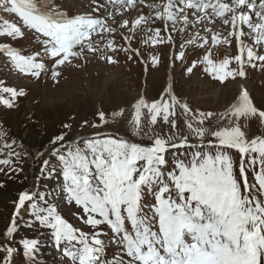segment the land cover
I'll return each instance as SVG.
<instances>
[{
	"label": "snow or ice",
	"instance_id": "1",
	"mask_svg": "<svg viewBox=\"0 0 264 264\" xmlns=\"http://www.w3.org/2000/svg\"><path fill=\"white\" fill-rule=\"evenodd\" d=\"M109 2L115 12L100 5L92 14L69 17L46 0H0V13L14 18L0 15V36L16 41L34 32L40 44L31 55H22L10 44L0 45V52L20 73L37 79L50 73L58 82L62 66L86 58L88 53L101 52L94 37L101 41L112 37L105 44L109 52L120 50L139 56L140 50L131 48L134 38L143 34L142 43L151 46L174 44L176 33L183 40L175 60L186 59L187 46L204 50L202 58L186 67L187 74L201 67L203 74L222 83L246 77L248 67L264 69V0ZM141 6L150 11L143 14ZM129 12H135V18L129 15L121 22L123 14ZM158 21L162 28L153 27ZM217 23L227 35L215 30ZM201 25L204 35L190 32ZM118 29L128 47L117 48ZM233 41L236 55L219 61L213 58L212 47L231 45ZM102 58L110 64L118 63L113 55ZM152 60L154 64L159 62L155 56ZM23 95L22 90L0 82L3 105L11 108ZM133 107L131 134L147 136L151 143L101 133L67 141L68 133L62 132L50 141L54 146L50 156L56 157V167L50 168L45 159L40 168L37 179L46 173L51 176L59 168L67 202L81 209L89 230L75 228L58 207L37 191L26 190L18 193L5 236L14 237L16 218L28 206L34 222L50 230L56 245L63 246L68 264H108L104 239L108 233L120 253L113 264H264V136L249 138L240 124L241 119H258L264 124V110L255 106L247 90H242L236 102L220 114L228 123L214 124L216 114L193 111L172 94L170 85L167 99L148 102L141 97ZM177 108L183 117V129L177 124ZM145 109L151 126L158 118L169 125L167 135L144 130L141 118ZM112 115L122 116L123 110ZM98 118L100 123L91 127L108 123L103 111ZM232 150L239 155L238 167L230 155ZM246 160L254 170L259 166L253 184L247 179ZM10 163V159H0V164ZM19 244L23 255L37 264L40 240L21 238ZM16 251L6 241V246L0 247V264H12Z\"/></svg>",
	"mask_w": 264,
	"mask_h": 264
},
{
	"label": "rangeland",
	"instance_id": "2",
	"mask_svg": "<svg viewBox=\"0 0 264 264\" xmlns=\"http://www.w3.org/2000/svg\"><path fill=\"white\" fill-rule=\"evenodd\" d=\"M74 1L54 0L53 3V0H46L69 17L80 15L85 11ZM104 6L107 11L113 9L112 12H115L112 4L106 3ZM93 11H90L91 14ZM0 15H5L9 20L14 19L3 13ZM194 17L190 18L195 20ZM122 19H127L126 13L121 17V22ZM219 26L218 23L215 30L223 31V34L227 35V30ZM153 27L162 28L163 25L158 21ZM195 31H200V34L204 35L203 30L198 27L190 30L193 34ZM173 36L174 44L151 46L143 44L142 40L145 37L143 34L139 35L131 42L132 49L140 50L139 56L133 52L120 50L115 53L109 52L105 44L112 37H106L103 41L94 37L101 52L88 53L86 58L62 66L58 82L51 78L50 73L42 74L39 79L20 73L10 59L0 52V82L3 86L15 87L24 92L23 96L14 101L11 108L0 103V159L11 160L8 165L0 164V247L6 246L7 241L10 246L17 249L12 264H32L29 258L23 255L22 246L19 244L21 238L40 240L37 264H68L63 255V246L56 245L50 230L34 222L28 206L22 209L16 218L17 232L14 237L10 239L5 236V231L13 218L14 202L21 191H37L50 205L58 207L63 218L75 228L89 230L83 222L81 209L74 203L67 202L59 168L51 176L46 173L45 176L37 179L45 159L49 160L50 168L56 167V157L47 158V154L54 147L50 143L53 137L67 132V141H81L95 133H101L149 144L151 140L147 136L137 137L131 134L133 106L141 97L148 102L167 99L169 85L172 94L186 102L193 111L216 114L213 117L214 124L228 123L227 119L221 120L220 114L236 102L242 90H247L255 106L264 110V69L248 67L246 77H238L234 80L229 78L222 83L203 74L201 67L187 74L186 67L192 60L202 58L204 50L196 46H187L186 59L175 60L174 56L183 36L176 33H173ZM245 43L251 45V40L245 38ZM5 44H10L22 55H31L40 48L37 34L34 32L26 33L23 39L16 41L0 36V45ZM115 44L118 49L128 47L122 40L119 29L115 34ZM237 52L235 41L231 45L221 44L212 47L213 58L217 61L226 56L233 57ZM106 55H113L118 63H108L102 58ZM129 56H132V59H129ZM153 56L158 59V63H153ZM3 96L9 98L7 94ZM121 110L123 115L114 118L112 114ZM100 111L105 113L108 123L103 127L93 128L91 124L100 123L98 118ZM142 111L144 115L141 122L146 132L168 134L169 125L163 124L158 118L157 124L151 126L147 110ZM177 116V124L183 129V117L180 116L179 108H177ZM84 121H88V125H85ZM64 124L70 125V128L64 129ZM240 124L249 138L264 136V124L258 119L247 121L241 119ZM5 144H11V147H5ZM9 152L13 155L9 156ZM230 155L238 167V153L232 150ZM169 159H171L170 155ZM245 168L248 182L255 183V171L259 170V166L257 165L254 170L246 160ZM147 199L151 202L152 198L149 196ZM110 235L108 233L104 237L107 250L105 260L108 264H113L114 258L119 257L120 253L117 245L109 239ZM2 255L3 253H0V256Z\"/></svg>",
	"mask_w": 264,
	"mask_h": 264
},
{
	"label": "bare ground",
	"instance_id": "3",
	"mask_svg": "<svg viewBox=\"0 0 264 264\" xmlns=\"http://www.w3.org/2000/svg\"><path fill=\"white\" fill-rule=\"evenodd\" d=\"M87 1V2H86ZM75 3H77V6L81 9H84L85 11L82 12V14H91V10H94L95 8L99 7L100 5H104L106 3H110L109 0H75L74 1ZM150 2V0H149ZM157 2H159V0H157ZM111 4V3H110ZM86 5V7H85ZM71 6V5H70ZM140 10L143 14H147L150 10L147 9L146 6H141L140 7ZM110 11H113L110 10ZM129 15L132 16V18H135V15L136 13L135 12H129V13H126V17L129 18ZM196 18V17H194ZM218 24V23H217ZM202 26V25H201ZM220 27V26H219ZM199 29H202L200 28V26H198ZM241 92V91H240Z\"/></svg>",
	"mask_w": 264,
	"mask_h": 264
},
{
	"label": "water",
	"instance_id": "4",
	"mask_svg": "<svg viewBox=\"0 0 264 264\" xmlns=\"http://www.w3.org/2000/svg\"><path fill=\"white\" fill-rule=\"evenodd\" d=\"M51 151H52V150H51ZM51 151H50V152H51ZM50 152L47 154V158H49V156H50ZM11 221H12V220H11Z\"/></svg>",
	"mask_w": 264,
	"mask_h": 264
}]
</instances>
